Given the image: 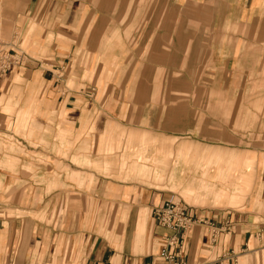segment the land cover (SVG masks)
<instances>
[{
	"label": "crops",
	"instance_id": "1",
	"mask_svg": "<svg viewBox=\"0 0 264 264\" xmlns=\"http://www.w3.org/2000/svg\"><path fill=\"white\" fill-rule=\"evenodd\" d=\"M22 43L0 264H163L171 199L230 224L195 225L183 260L264 264V0H0V49Z\"/></svg>",
	"mask_w": 264,
	"mask_h": 264
},
{
	"label": "built area",
	"instance_id": "2",
	"mask_svg": "<svg viewBox=\"0 0 264 264\" xmlns=\"http://www.w3.org/2000/svg\"><path fill=\"white\" fill-rule=\"evenodd\" d=\"M28 54L21 47L19 49H0V73H6L13 66L23 65L28 59ZM153 215L158 224L173 230V234L165 237L160 257L163 264H189L182 259V249L184 247L185 234L195 225H207L212 242H216L220 233L229 229L230 224L218 226L205 217L194 216L183 202L179 200H168L164 204L156 206ZM221 264H236L238 252L230 250L221 256Z\"/></svg>",
	"mask_w": 264,
	"mask_h": 264
},
{
	"label": "rangeland",
	"instance_id": "3",
	"mask_svg": "<svg viewBox=\"0 0 264 264\" xmlns=\"http://www.w3.org/2000/svg\"><path fill=\"white\" fill-rule=\"evenodd\" d=\"M14 42H16V39L14 40ZM21 48L23 49V50H25L26 49V45L24 44V43H22V45H21ZM228 169V168H227ZM232 170V167H229V170ZM225 187H226V193L228 194L229 192H228V189H227V184H225ZM165 243V241H161V244L163 245Z\"/></svg>",
	"mask_w": 264,
	"mask_h": 264
},
{
	"label": "bare ground",
	"instance_id": "4",
	"mask_svg": "<svg viewBox=\"0 0 264 264\" xmlns=\"http://www.w3.org/2000/svg\"><path fill=\"white\" fill-rule=\"evenodd\" d=\"M231 170V169H230ZM223 173H224V171H223ZM222 178V177H221Z\"/></svg>",
	"mask_w": 264,
	"mask_h": 264
}]
</instances>
